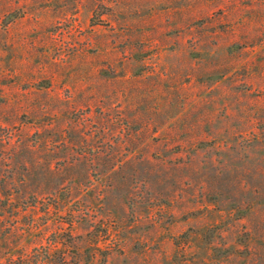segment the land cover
<instances>
[{"label":"rangeland","instance_id":"rangeland-1","mask_svg":"<svg viewBox=\"0 0 264 264\" xmlns=\"http://www.w3.org/2000/svg\"><path fill=\"white\" fill-rule=\"evenodd\" d=\"M0 264H264V0H0Z\"/></svg>","mask_w":264,"mask_h":264}]
</instances>
